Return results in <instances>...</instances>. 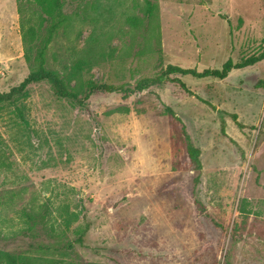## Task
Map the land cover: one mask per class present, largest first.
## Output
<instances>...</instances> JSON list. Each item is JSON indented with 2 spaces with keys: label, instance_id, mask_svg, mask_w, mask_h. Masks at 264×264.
Returning <instances> with one entry per match:
<instances>
[{
  "label": "rangeland",
  "instance_id": "374dc122",
  "mask_svg": "<svg viewBox=\"0 0 264 264\" xmlns=\"http://www.w3.org/2000/svg\"><path fill=\"white\" fill-rule=\"evenodd\" d=\"M150 2L65 0L48 67L134 87L167 63L220 68L264 52V0ZM39 12L35 0H0L1 92L35 67L24 34H45ZM182 79L194 95L167 82L93 93L85 107L36 83L28 129L3 109L0 249L27 264H264V58L223 80ZM27 213L45 222L31 231Z\"/></svg>",
  "mask_w": 264,
  "mask_h": 264
},
{
  "label": "trees",
  "instance_id": "16d2710c",
  "mask_svg": "<svg viewBox=\"0 0 264 264\" xmlns=\"http://www.w3.org/2000/svg\"><path fill=\"white\" fill-rule=\"evenodd\" d=\"M148 3V8L152 9L150 0H146ZM37 5L40 7L39 15L41 17V24H45V34L40 33L41 27L36 29L33 26L27 28L24 36L28 41L35 39V43H27L26 58L30 60V55H35V67L29 72V74L17 85L11 87L6 92L0 91V112L3 109L13 107L16 116L19 119L17 125L23 129H28L30 127L28 119L25 117L24 104L23 101L27 99L30 95V87L33 84L45 82L48 83L53 89L55 95L60 99H65L72 104H79L85 107L86 104L84 100L89 98L93 93L107 92V93H124V96H130L136 92H142L153 86H159L164 83L170 82L175 83L181 89H183L188 95H194L195 93L187 86L183 81L184 77H193L196 79L213 78L223 80L229 76L233 70L244 69L248 66H252L264 58V52L259 56H253L246 58L241 61H233L228 59L220 68H190L183 67L173 63H167L163 65L162 70L151 77H144L140 79L134 87L131 85H114L107 82L99 83L92 80L85 82V85L80 84L77 78V73H62L55 69H51L47 65V54L52 41L54 40L56 34L65 26L68 22V15L64 11L65 0H35ZM85 87L88 91H85ZM84 93L83 97L80 94ZM85 98V99H84ZM166 111L169 114L174 115L175 112L171 107H166ZM187 140V153L193 163V165L198 169H202L201 162V151L192 142L189 134L186 131L184 125L181 128ZM199 176L196 177V182H198ZM195 203L204 208V205L195 199ZM243 208L241 212H243ZM44 214H42L43 216ZM27 219L30 223V230H36L37 227L45 222V219H36L35 216L27 213ZM89 225L87 224L83 231H77V238L73 240V243H78L83 245L85 240V233L88 230ZM38 248H43V244L38 242ZM28 261L26 257L21 256L15 252L9 250L0 249V264H27ZM227 264V260H226Z\"/></svg>",
  "mask_w": 264,
  "mask_h": 264
}]
</instances>
